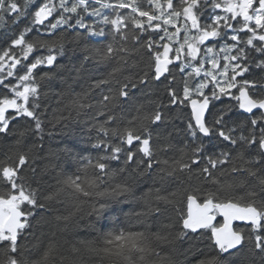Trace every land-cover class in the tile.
Returning a JSON list of instances; mask_svg holds the SVG:
<instances>
[{"label":"snow or ice","instance_id":"obj_1","mask_svg":"<svg viewBox=\"0 0 264 264\" xmlns=\"http://www.w3.org/2000/svg\"><path fill=\"white\" fill-rule=\"evenodd\" d=\"M0 264H264V0H0Z\"/></svg>","mask_w":264,"mask_h":264},{"label":"trees","instance_id":"obj_2","mask_svg":"<svg viewBox=\"0 0 264 264\" xmlns=\"http://www.w3.org/2000/svg\"><path fill=\"white\" fill-rule=\"evenodd\" d=\"M55 106V105H54ZM78 151L82 149H89L91 147L90 143L87 140V134L85 133L79 138H74V145ZM86 154V153H85ZM218 222L222 223V218H218ZM238 227H243V224L235 223Z\"/></svg>","mask_w":264,"mask_h":264},{"label":"water","instance_id":"obj_3","mask_svg":"<svg viewBox=\"0 0 264 264\" xmlns=\"http://www.w3.org/2000/svg\"><path fill=\"white\" fill-rule=\"evenodd\" d=\"M235 223H238V224H243L242 222H238V221H237V222H234V224H235Z\"/></svg>","mask_w":264,"mask_h":264}]
</instances>
